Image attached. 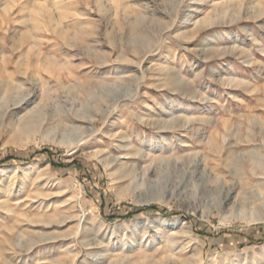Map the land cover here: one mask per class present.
Here are the masks:
<instances>
[{
    "label": "rangeland",
    "instance_id": "obj_1",
    "mask_svg": "<svg viewBox=\"0 0 264 264\" xmlns=\"http://www.w3.org/2000/svg\"><path fill=\"white\" fill-rule=\"evenodd\" d=\"M7 154L0 264H264V0H0Z\"/></svg>",
    "mask_w": 264,
    "mask_h": 264
},
{
    "label": "trees",
    "instance_id": "obj_2",
    "mask_svg": "<svg viewBox=\"0 0 264 264\" xmlns=\"http://www.w3.org/2000/svg\"><path fill=\"white\" fill-rule=\"evenodd\" d=\"M41 154H49V152L46 150V149H43V150H41V152H40ZM39 153H35V155H38ZM11 160H13L8 154L2 159V160H0V167L1 166H4V165H6L8 162H10ZM31 160H33V157H30L29 159H27L26 160V162H30ZM17 162H19V163H23V162H25V161H22V160H17ZM75 164L74 163H72V164H70V165H66V166H64V165H61V164H57V163H55V162H51L50 163V168H51V170L53 171V172H58L59 170H61V169H63V168H67V167H72V168H74L75 169ZM76 170V169H75ZM103 206H104V204L102 203V202H100V209L102 210L103 209ZM149 210H155L156 211V213H161V214H164V211H160V210H158V209H152V208H150ZM142 211H147L146 209L145 210H139V211H137V212H135V213H128V214H126V215H123V216H107V217H105L108 221H118V220H124V219H131V218H133V217H137V216H139L140 215V213L142 212Z\"/></svg>",
    "mask_w": 264,
    "mask_h": 264
},
{
    "label": "bare ground",
    "instance_id": "obj_3",
    "mask_svg": "<svg viewBox=\"0 0 264 264\" xmlns=\"http://www.w3.org/2000/svg\"><path fill=\"white\" fill-rule=\"evenodd\" d=\"M12 85H10V84H6V86H5V90H4V92L7 94V96H9L10 94H11V92H12ZM93 127H94V125H93ZM125 164L126 163H123V164H121L120 165V167H119V174L120 175H124V169H123V167L125 166ZM229 194V191L228 192H226V195H228Z\"/></svg>",
    "mask_w": 264,
    "mask_h": 264
}]
</instances>
